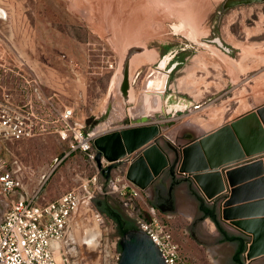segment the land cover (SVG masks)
Returning <instances> with one entry per match:
<instances>
[{
  "label": "rangeland",
  "instance_id": "374dc122",
  "mask_svg": "<svg viewBox=\"0 0 264 264\" xmlns=\"http://www.w3.org/2000/svg\"><path fill=\"white\" fill-rule=\"evenodd\" d=\"M222 1L0 0V16H3L0 17V101L3 102L5 93H12L10 99L16 111H10V116L20 118V107L26 109L22 104L29 98L24 87L26 80L30 89L38 81L40 94L43 90L47 95L55 94L45 101L42 113L35 94L30 102L32 107L28 104L35 134L0 139V156L9 168L18 170L28 190H38V202L54 200L74 187L75 174L89 177L95 171L82 152L70 150L72 134L68 132L63 138L58 132L61 128L58 113L63 104L67 105L64 93L69 90L72 77L80 78L78 83L86 94L84 112L88 114L90 106L99 111L96 120L85 121L86 127L101 125L105 122L101 111L106 104L109 110L121 113L128 105L134 107L133 111L139 110L137 101L141 100L144 68L157 60L153 56L157 46L192 43L183 65L185 71L179 72L171 84L185 100L190 99L189 112L171 119L170 125L165 120L162 127V133L171 135L175 142L183 139L182 133L187 130L184 127L190 124H220L263 102L264 2L222 10ZM220 9L224 13L219 16L215 30L231 49L230 54L217 47L215 52L204 51L197 45L211 37L209 28ZM171 24L180 27L175 30ZM132 47H139L141 52L132 51ZM44 67L50 71L54 68L53 79L61 85L60 92L40 83L38 75L43 78ZM124 73L128 76V101L121 91ZM151 85L159 88L160 82L155 78L148 80L147 87ZM141 194L145 193L141 191ZM107 198L124 213L113 195ZM96 211L101 213L96 204L79 211L81 221L77 223L75 236L79 250L83 251L82 264H103L109 258L107 254L102 257L99 248L107 236L100 238L97 234L104 233L106 224L109 231L113 230V222L101 213L106 224H99ZM158 216L170 228L188 264L223 263L225 254L221 246L202 248L190 238L184 225H190L191 221L185 216L172 219L160 213ZM91 234H94L91 239L96 243L95 250L87 243ZM110 248L107 251L112 253ZM213 248L215 256L211 253ZM91 251L98 253L94 259L89 256Z\"/></svg>",
  "mask_w": 264,
  "mask_h": 264
},
{
  "label": "water",
  "instance_id": "95a60500",
  "mask_svg": "<svg viewBox=\"0 0 264 264\" xmlns=\"http://www.w3.org/2000/svg\"><path fill=\"white\" fill-rule=\"evenodd\" d=\"M261 2L264 0H224L222 9ZM121 91L128 101L126 73ZM150 91L148 95L159 97L163 112L162 89ZM132 109L128 105L126 114L110 126L112 129L96 131L92 140L94 161L102 179L109 181L114 169L119 171L143 193L151 194L149 205L162 214L178 213L184 202V210L194 213L190 225H184L190 238L202 248L221 246L225 254L222 264H254L264 259V104L209 132L189 134L181 144L164 135L162 127L187 114L188 106L157 116ZM225 169L232 187L229 193H222L226 188L222 180ZM250 172L257 176L252 186L258 198L242 203L246 202L242 195L246 185L238 184ZM101 200L90 202L116 218V250H120L117 264H166L146 231L131 228L129 220ZM118 203L124 211L123 200L118 199Z\"/></svg>",
  "mask_w": 264,
  "mask_h": 264
},
{
  "label": "built area",
  "instance_id": "2783aa9c",
  "mask_svg": "<svg viewBox=\"0 0 264 264\" xmlns=\"http://www.w3.org/2000/svg\"><path fill=\"white\" fill-rule=\"evenodd\" d=\"M34 82L36 85L30 89V82L26 80L24 87L30 99L22 104L26 109L16 106L22 111L20 118L10 116V111H16L10 99L12 93L3 95V102L0 101V139H18L35 134L29 118L32 112L28 111L27 106L35 98V94L42 113L45 101L53 96H45L43 92L40 94L39 83ZM31 107L30 104L29 108ZM40 120L43 121L42 118ZM57 121L61 122L58 132L63 138L68 136V132L73 136L70 150L83 152L95 171L58 198L40 203L37 201L38 190L30 194L19 190L22 186L21 180L8 169L6 161L0 156V195H16L14 198H8L6 204L0 205V264H82L75 236L77 223L81 221L79 211L86 205L92 207L94 203L90 200L106 198L109 194L123 200L126 215L134 220L136 227L148 233L166 264H188L179 245L174 241L170 228L158 216L156 209L148 206L143 214L139 206L136 210L131 206V199L141 196L140 188L119 171L113 173L109 181L102 179L94 161L95 150L92 146L97 132H86L83 121L75 114L74 108L66 104H63L59 111ZM106 165L107 162L104 161L103 166ZM95 216L99 224L105 223L101 213L96 211ZM98 236H107L101 241L102 246H99L102 257H106V254L109 257L103 264H117L120 250H116L118 239L114 228L109 231V225L106 224L104 233L100 232ZM108 245L112 246V253L107 251Z\"/></svg>",
  "mask_w": 264,
  "mask_h": 264
},
{
  "label": "crops",
  "instance_id": "0c3cea01",
  "mask_svg": "<svg viewBox=\"0 0 264 264\" xmlns=\"http://www.w3.org/2000/svg\"><path fill=\"white\" fill-rule=\"evenodd\" d=\"M45 68H48V67H44L43 78H40L39 77L40 75H38V79L41 80L40 83H42L45 86H48L49 88H51L53 90H56V92H60L61 91V85L57 81H55L53 79L54 68H51V71L50 70H46ZM238 71H239V69H238ZM261 73H262V75H261L262 78H264V67H263ZM78 82H80V78H78V76L72 77L70 79V81L68 82V84L70 86L69 90H67V91H65V93L64 92L63 93L67 95V100L65 101V103H67V105H69V106L72 105V107H74L75 114L80 118V120L83 121L85 131L88 132V131H93L94 130V131H98V132L100 131V133H101V132H104V131L112 129L113 127H110V126L113 125L114 123L117 124L119 119H121L122 116H124L126 114V112L121 113V111H113L111 109L109 110V104H106V106L103 107V110L101 111V116H102V118H103V120L105 122L103 124H101V125H99V124L93 125V126L87 125V127H86L85 121L87 119H90V118L96 120L98 118V112L99 111L95 107H91L90 106V107H88L89 113L87 114V113L84 112L85 111V106H87V97H86V94L84 92V89H83L82 85H80ZM262 84H264V83H262ZM43 94L45 96H55L54 93H51V94L47 95L46 93H44V90H43ZM261 98L263 99V102H261L260 104H258L256 106L264 104V95H262ZM256 106H254L253 108H255ZM43 107H45V106L43 105ZM253 108L245 110L241 114H243V113H245L247 111H250ZM241 114H239V115H241ZM226 121H228V120H226ZM225 122H223V123H225ZM221 124L222 123L215 124L213 122H209V123L207 122L203 126L202 125L193 126V125L190 124L188 127L187 126L184 127L187 130L186 131L184 130L183 133H187L188 132L190 134H193L194 136H197V135H201L203 133L209 132V131L217 128ZM191 126H193V128ZM168 137H169L170 140L173 139V142H175V139L171 135H168ZM181 138H183V139L182 140H178V141L176 140L175 144L184 143L188 139L186 137H181ZM261 160H264V158H262ZM7 167H8V165H7ZM8 169H10L14 173V175L21 180L22 186L19 189L20 191H22V192H24L26 194H30V193L33 192V191L28 190L27 185L23 182V180H22L23 178H22L21 174L18 173V170L14 169V168H9V167H8ZM226 171H227V169L222 171V180H223V183H224V185L226 187L225 190L222 193H225V192L229 193V191L232 188L229 185L230 183L228 182V179L226 177ZM263 176H264V174H263ZM176 177L177 178H182L180 176H176ZM82 178H85V176H82L81 174L77 173V174H75L74 180L77 183ZM256 179H257L256 174H253L251 172L246 174V175H244L242 177V180L240 181V184H238V185H246V187L244 188L243 193H242V195L244 197L243 199H245L244 201H246V202H242V203H247V201L251 202V201L257 200L256 198H258V197H256L257 196L256 188H253V186H252V184H254L253 182L256 181ZM62 194H60L59 196H61ZM199 194H200V192H199ZM254 194H255V197H254ZM200 196H201V194H200ZM14 197H16L15 194H8V196H1L0 195V205L1 204H3V205L6 204L7 201H8V198H14ZM114 198H115L116 201H118V199H119L118 196H114ZM201 198H202V196H201ZM202 200H203V198H202ZM131 201H132L131 206L133 207V209L136 210L138 208V206H139L141 208V210H143V212H144L143 214H145L146 210H147V207L150 206L149 203L151 201V194H149V193L148 194H144V195L141 194V196H139L137 198H133V199H131ZM40 203H43V202H40ZM204 203H205L206 206L208 205L205 201H204ZM156 211H157V213L159 212L158 210H156ZM159 213L161 215H164V217L170 218V219L176 217L177 215H183L187 219H189L190 221H192V218H193V215H194V213L190 209L184 210V202L182 203L178 213H173V214H162L161 212H159ZM159 213H158V215H159ZM113 226H114V223H113ZM114 228H115V226H114ZM215 248L218 249L219 246H216ZM215 248L211 249V253H212L213 256H215L217 254L215 252V250H214ZM254 264H264V259H260L258 261H255Z\"/></svg>",
  "mask_w": 264,
  "mask_h": 264
},
{
  "label": "flooded vegetation",
  "instance_id": "af4514ba",
  "mask_svg": "<svg viewBox=\"0 0 264 264\" xmlns=\"http://www.w3.org/2000/svg\"><path fill=\"white\" fill-rule=\"evenodd\" d=\"M224 0L221 2V9L222 4ZM217 11L216 19L213 20V25L211 28H209V36L202 39L198 42V46L200 48H203L204 51H213L214 47H217L219 50L224 51L227 54L231 53V49L225 45L221 38L217 36V30H215V26L217 25V22L219 21V16H221L224 12L222 10ZM229 9V8H228ZM182 24V22H181ZM175 30L178 29L177 25H172ZM186 41H190L186 38V36H183ZM191 42V41H190ZM192 43H181V44H172V43H163L162 46H157L156 49H154V55L157 56V60L152 63H149L147 68H144L145 75L142 77L143 80V87L141 92V100L137 101V108H140L142 110V113L144 115H155L157 116L160 114L161 111V103L160 99L157 95L151 94L148 95V92L152 93L150 90L155 91L157 89H162L163 94V112L162 114H165L166 112H175L179 108H181L183 105L188 106L191 103L189 102L190 99L185 100V96H181L178 91L173 89L171 87V84L175 83L176 77L178 76L179 72L185 71L183 69V65L187 61L189 55L187 54L188 48L192 47ZM132 51L135 52H141V49L139 47H132ZM139 74V72H137ZM157 79L160 82L159 88H154L152 85L150 87H147V81L152 79ZM174 91H173V90ZM126 112V110H125ZM161 123H164L161 122ZM186 131V130H185ZM190 133H183L182 137H189ZM116 229V228H115Z\"/></svg>",
  "mask_w": 264,
  "mask_h": 264
},
{
  "label": "trees",
  "instance_id": "16d2710c",
  "mask_svg": "<svg viewBox=\"0 0 264 264\" xmlns=\"http://www.w3.org/2000/svg\"><path fill=\"white\" fill-rule=\"evenodd\" d=\"M99 200V199H98ZM102 203L106 204L108 207H110L111 209H113L115 212H117L119 215H121L124 219L126 220H129L130 222V225H131V228H134L135 227V223H134V220L131 219L130 217L126 216L124 213H122L117 207H114L108 200V198H104L101 200ZM98 210L103 213L108 219H110L113 223H114V226L116 228V232L119 234V230H118V226H117V222H116V218L115 217H110V216H107V210L100 207V206H97ZM224 228V227H223ZM225 229V228H224ZM118 245V243H117ZM240 257L243 258V253H240Z\"/></svg>",
  "mask_w": 264,
  "mask_h": 264
},
{
  "label": "bare ground",
  "instance_id": "6f19581e",
  "mask_svg": "<svg viewBox=\"0 0 264 264\" xmlns=\"http://www.w3.org/2000/svg\"><path fill=\"white\" fill-rule=\"evenodd\" d=\"M0 11H1V10H0ZM120 92H121V91H120ZM220 117H221V116H220ZM84 208H89V206L86 205V207H84ZM78 215H80V214H78ZM97 235H98V234H97ZM93 237H94V234H91V236L87 239V240H88L87 243H88V245H89V243H90V245H92V247L94 246L92 249L95 250V247H96L95 244H96V243H93V242H92V239H91V238H93ZM82 252H83V251L80 249V255L82 254ZM97 254H98V253H97ZM97 254H96V251H94L93 254H92V251H91V255H89V256H90L91 259H92V258L94 259V258L96 257Z\"/></svg>",
  "mask_w": 264,
  "mask_h": 264
}]
</instances>
